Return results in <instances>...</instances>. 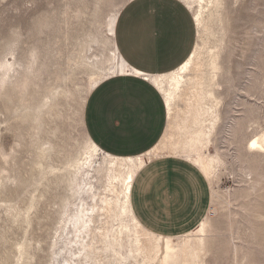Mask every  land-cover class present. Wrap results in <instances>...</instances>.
<instances>
[{"label":"rangeland","instance_id":"obj_1","mask_svg":"<svg viewBox=\"0 0 264 264\" xmlns=\"http://www.w3.org/2000/svg\"><path fill=\"white\" fill-rule=\"evenodd\" d=\"M128 1L0 0V264H65L75 220L97 217L93 204L106 192L107 163L101 150L93 167L78 171L92 140L84 110L92 79L113 66V19ZM211 5L207 29L197 35L209 91L200 137L212 170L202 171L196 150L138 155L190 163L209 189L201 215L209 207L189 227L154 223L172 234L141 222L176 246L195 238L201 250L194 264H264V147L248 148L256 135L264 146V0ZM107 194L120 209L121 189Z\"/></svg>","mask_w":264,"mask_h":264},{"label":"crops","instance_id":"obj_2","mask_svg":"<svg viewBox=\"0 0 264 264\" xmlns=\"http://www.w3.org/2000/svg\"><path fill=\"white\" fill-rule=\"evenodd\" d=\"M114 38L125 65L140 73L115 75L90 92L84 110L85 130L106 153L132 158L147 155L160 145L169 112L162 92L145 74L170 73L187 61L198 41L197 24L182 0H129L117 17ZM148 161L137 170L134 182L149 163L135 187L134 182L132 185L136 218L164 234L172 233L154 223L182 221L184 228L191 221L199 222L209 207L208 203L201 215L200 199L206 205L209 195L204 176L179 158Z\"/></svg>","mask_w":264,"mask_h":264},{"label":"bare ground","instance_id":"obj_3","mask_svg":"<svg viewBox=\"0 0 264 264\" xmlns=\"http://www.w3.org/2000/svg\"><path fill=\"white\" fill-rule=\"evenodd\" d=\"M182 1L190 9H193L194 20L200 33L202 30L207 29L205 26L208 25L212 13L206 14V11H208L206 8L211 4L215 5L218 0ZM204 2H206V5ZM118 15H114L113 34H115ZM208 17L209 19H207ZM112 44L113 50L110 61L113 66L110 67L107 74L100 73L92 79L93 88L97 87L107 77L127 73L124 68L127 65L118 53L115 39ZM202 45L197 41L190 58L175 71L161 75L145 74V78L153 82L162 92L169 112L168 129L160 145L150 151L149 156L152 158L163 153L169 155L189 154L190 151L196 150L199 157L195 162L202 171L208 174L212 170V161L203 156L202 149L207 148V146H203L200 137L203 134L206 135L202 125L207 123L208 120L205 115L207 116L208 113V110H206V102L208 101L206 100L209 92L205 90L201 74ZM9 67L11 68V66ZM9 67L6 66V69H9ZM131 72L140 73L133 69ZM180 101L185 103L184 107L179 105ZM262 140V138H257L256 135L248 147L250 151L263 148ZM88 145V157H86L83 164L79 165L78 171L93 167L94 158L102 152L100 147L92 140H89ZM103 159L107 163L106 170H104V189L106 192H98V199L93 204L97 211V217H89L90 220L87 217L84 218V215L78 217V219L76 217L77 220L74 223L76 228L75 239L72 244L70 243L71 252L65 264H128L130 260L135 261L133 264H194V259L201 250L199 244H195V238L186 237L180 246H176L171 238L150 233L133 213L131 204L132 185L137 170L146 163L145 159L140 156L133 158L116 157L106 152H104ZM77 182H81V180ZM119 187L121 195H123L122 202L119 204L120 209L117 201H113L112 197L110 198V195L107 194V192H119ZM79 214L76 216H79ZM116 218L120 219L117 227H115L118 220Z\"/></svg>","mask_w":264,"mask_h":264}]
</instances>
